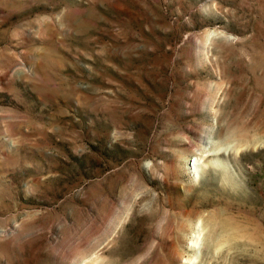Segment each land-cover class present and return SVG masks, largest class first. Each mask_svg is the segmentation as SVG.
I'll use <instances>...</instances> for the list:
<instances>
[{"label": "rangeland", "instance_id": "obj_1", "mask_svg": "<svg viewBox=\"0 0 264 264\" xmlns=\"http://www.w3.org/2000/svg\"><path fill=\"white\" fill-rule=\"evenodd\" d=\"M186 262L264 264V0H0V264Z\"/></svg>", "mask_w": 264, "mask_h": 264}, {"label": "bare ground", "instance_id": "obj_2", "mask_svg": "<svg viewBox=\"0 0 264 264\" xmlns=\"http://www.w3.org/2000/svg\"><path fill=\"white\" fill-rule=\"evenodd\" d=\"M197 233V232H196ZM197 243V242H196ZM189 245H191V247L193 246V247H195V241H192ZM190 261V260H189ZM186 263H188L189 264V262H186Z\"/></svg>", "mask_w": 264, "mask_h": 264}]
</instances>
